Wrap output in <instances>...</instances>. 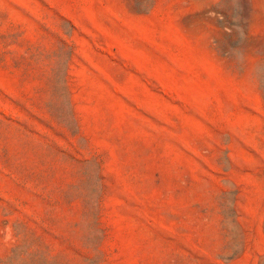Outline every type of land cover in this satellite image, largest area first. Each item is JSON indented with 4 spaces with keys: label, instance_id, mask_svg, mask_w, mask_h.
I'll return each mask as SVG.
<instances>
[{
    "label": "rangeland",
    "instance_id": "374dc122",
    "mask_svg": "<svg viewBox=\"0 0 264 264\" xmlns=\"http://www.w3.org/2000/svg\"><path fill=\"white\" fill-rule=\"evenodd\" d=\"M0 264H264V0H0Z\"/></svg>",
    "mask_w": 264,
    "mask_h": 264
}]
</instances>
